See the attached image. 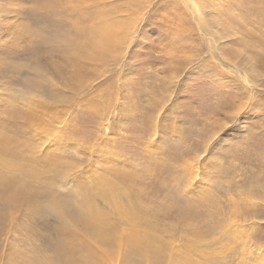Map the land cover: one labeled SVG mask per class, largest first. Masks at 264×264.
I'll list each match as a JSON object with an SVG mask.
<instances>
[{"label": "rangeland", "instance_id": "rangeland-1", "mask_svg": "<svg viewBox=\"0 0 264 264\" xmlns=\"http://www.w3.org/2000/svg\"><path fill=\"white\" fill-rule=\"evenodd\" d=\"M232 1L88 0L79 8L43 0L40 12L32 1L0 0V137L12 138L13 167L30 160L38 170L15 186L29 185L35 209L0 192V264H118L128 233L101 195H111V183L122 189L112 200L141 209L137 229L154 236L160 264H264V0ZM48 6L71 35L72 10L80 19L93 12L94 54L77 68L56 55L36 59L21 43L20 33L46 38ZM82 21L78 44L90 34ZM68 195L74 208L90 198L83 201L124 233L102 248L81 225L74 235L67 216L68 233H59L46 207Z\"/></svg>", "mask_w": 264, "mask_h": 264}, {"label": "bare ground", "instance_id": "bare-ground-1", "mask_svg": "<svg viewBox=\"0 0 264 264\" xmlns=\"http://www.w3.org/2000/svg\"><path fill=\"white\" fill-rule=\"evenodd\" d=\"M26 1H32L34 3V7L33 9L36 10V11H40L42 12V10L44 9L42 3H43V0H26ZM55 1V0H53ZM65 1V0H64ZM70 1V0H69ZM93 1V0H92ZM232 1V0H231ZM253 1V0H252ZM58 2V1H56ZM61 2V0H60ZM77 6L79 8H83L84 4L88 2V0H75ZM233 2V1H232ZM54 4V3H53ZM59 4V3H58ZM57 4V5H58ZM61 4V3H60ZM59 4V6H60ZM70 4H73L70 3ZM185 4V3H184ZM217 4V3H216ZM51 5V4H50ZM188 5V4H187ZM46 6V5H45ZM75 6V4H74ZM237 6V5H236ZM54 7H57L56 4L54 5ZM48 8L50 9V7L48 6ZM60 8V7H59ZM66 8V7H65ZM64 8V9H65ZM57 10V8L55 9ZM63 10V9H62ZM82 10V9H81ZM44 11V10H43ZM58 11V10H57ZM74 12V16L76 15L75 18L78 19V21H76V25L75 26H71V28H76V33L74 32L75 35H71L70 34V30H65L63 28V24L61 23V20H57L56 18H54L51 14L54 13V9L51 8L49 11H48V15L45 17H41V21L44 22L45 24V28L44 30L47 29L48 33L46 35V38L41 36V35H36L38 37L37 40L35 41H32L31 38L33 34H30V37L27 38V37H23V34H19L22 39H21V43H23V46L26 45V43L30 44V52H31V56H33L34 58H39V60L43 57V55L46 56V61L47 59H52L54 57V55H56L57 59H60L61 57H65V59H62L61 60V63L62 62H65L66 64L69 63L71 65H74L75 68L78 67V61L80 59H83V60H88L90 58V55L94 54L92 49H93V46L94 44H92V36L94 31L91 30L90 31V28H91V25H90V21H91V17L93 15V12H91V15L87 14V16L85 15V17H83L82 19L78 18V16L82 13L78 8H74L72 10ZM84 11V10H83ZM254 11V10H253ZM64 11L60 12V13H63ZM59 12H57V15ZM104 13V12H102ZM260 13V12H259ZM106 14V13H105ZM127 14V13H126ZM250 14V13H249ZM56 15V16H57ZM67 15V14H66ZM69 15V14H68ZM72 15V14H70ZM102 15V14H100ZM109 15V14H108ZM112 15V14H111ZM128 15V14H127ZM33 16V15H32ZM110 16V15H109ZM166 16V15H165ZM131 17V16H130ZM34 18V17H33ZM112 18V17H111ZM73 19V17H72ZM110 19V18H109ZM113 19V18H112ZM116 19V18H115ZM114 19V20H115ZM264 19V18H263ZM79 20H83L82 23H83V28H84V33L87 35L89 32L90 34L83 40L81 41L79 44H78V41L81 37V32H80V29H79ZM105 16L102 18H100V22H98L99 25H97L96 27L98 28V33L97 34H100L101 33V30L104 31V25L105 22ZM120 20V19H119ZM36 21V20H35ZM40 21V22H41ZM70 21H73V20H70ZM105 21V22H104ZM122 21V20H121ZM240 21V20H239ZM250 21V20H249ZM42 22V23H43ZM38 23V22H37ZM74 23V22H73ZM72 23V24H73ZM178 23V22H177ZM43 24V25H44ZM229 24V23H228ZM7 22H5L4 24H2L1 27H4V26H7ZM103 25V26H102ZM109 25V24H108ZM263 25V24H262ZM112 26V25H111ZM118 26V25H117ZM21 27V26H20ZM18 27V28H20ZM24 29L27 28V30L29 29V27H26L23 26ZM95 27V28H96ZM17 28V30H18ZM14 29V28H12ZM38 29V28H37ZM4 30H6L4 28ZM22 30V29H20ZM41 30V27L40 29H38V31ZM30 31V30H29ZM37 31V30H36ZM17 32V31H15ZM14 32V34H15ZM26 34L28 33V31H25ZM3 33V32H2ZM37 33V32H36ZM107 33V32H106ZM13 34V33H12ZM25 34V33H24ZM41 34V32H40ZM95 34V33H94ZM108 34V33H107ZM211 34V33H209ZM5 35H7L5 33ZM71 35V36H70ZM102 35V34H101ZM110 35V34H109ZM27 36V35H26ZM74 36V37H72ZM116 36V35H115ZM104 37V36H102ZM1 38V37H0ZM13 38V37H12ZM103 40V39H102ZM50 41V42H49ZM101 41V40H100ZM104 41V40H103ZM101 41V42H103ZM106 41V40H105ZM20 42V41H19ZM19 42H18V45H19ZM96 44L98 45V41H95ZM108 42V41H107ZM50 43V44H49ZM94 43V42H93ZM264 44V43H263ZM16 45V44H15ZM79 45V49L77 50V47ZM93 45V46H92ZM96 47V46H95ZM98 47V46H97ZM100 47V46H99ZM98 47V48H99ZM18 48V47H17ZM16 48V49H17ZM100 49V48H99ZM1 50V48H0ZM28 50H29V47H28ZM103 50V49H101ZM100 50V51H101ZM97 51V50H96ZM1 52V51H0ZM16 52V51H15ZM68 52H71L72 55H69V56H66L64 55V53H68ZM92 52V54H90ZM99 52V51H97ZM5 53V52H4ZM15 54V53H14ZM20 54V53H19ZM41 56V57H40ZM15 57V56H14ZM48 57V58H47ZM100 58V57H98ZM28 59V58H27ZM32 59V58H31ZM93 59V58H92ZM101 60V59H100ZM82 61V60H81ZM91 62V61H90ZM46 63V62H45ZM80 63V62H79ZM84 63V61H83ZM86 63V62H85ZM92 64V63H91ZM46 65V64H45ZM55 65V64H54ZM63 65V64H62ZM82 65V64H80ZM86 65V64H85ZM84 65V66H85ZM77 66V67H76ZM37 67V66H36ZM42 67V66H41ZM54 67V66H53ZM52 67V68H53ZM56 67V66H55ZM73 67V66H72ZM49 69V68H48ZM46 70V69H45ZM52 70V69H51ZM49 70V71H51ZM62 70V69H61ZM57 71V70H56ZM69 71V70H68ZM48 72V71H47ZM55 72V70H54ZM58 72V71H57ZM63 72V70H62ZM70 72V71H69ZM52 73V72H51ZM66 73V72H65ZM77 73H80V72H77ZM20 75V74H19ZM34 75V74H33ZM37 77V75H35ZM66 76V75H65ZM27 77V76H26ZM32 77V76H31ZM40 77V76H39ZM54 77V76H53ZM25 79V78H24ZM50 79V78H49ZM53 79V78H51ZM55 79V77H54ZM27 80V79H26ZM69 80H71L69 78ZM54 81V80H52ZM67 81V80H66ZM39 82V81H38ZM68 82V81H67ZM30 83L32 84V82L30 81ZM29 83V84H30ZM37 82H35L36 84ZM55 83V82H54ZM62 83V82H61ZM34 84V83H33ZM41 84V83H39ZM39 84L37 83V85L39 86ZM53 84V83H52ZM28 85V84H26ZM72 85V84H71ZM26 87V86H25ZM28 87V86H27ZM31 89V87H29ZM34 89V88H33ZM32 89V90H33ZM36 89H34L35 91ZM40 90V89H39ZM44 90V89H43ZM67 97V96H66ZM73 98V97H72ZM67 100V99H66ZM61 103V102H60ZM42 106V105H41ZM38 107V106H37ZM36 108V107H35ZM44 109V108H43ZM34 110V109H33ZM46 110V108H45ZM44 110V112H45ZM49 111V110H48ZM47 111V112H48ZM26 117V116H25ZM37 119V118H36ZM7 124V123H6ZM25 124V123H24ZM35 124V123H34ZM8 126V125H7ZM6 126V127H7ZM25 126V125H24ZM44 132V131H43ZM25 133V132H24ZM26 134V133H25ZM28 134V133H27ZM24 136V135H22ZM0 163L1 166L3 165V162H5L4 164V167L6 166V164L8 166H10V169L12 168V172L10 174H13L15 172V177L16 178H11L10 177V174L7 173L9 175V177L11 178H8L6 177L3 173H1V170H0V192L2 193V199H8L9 200V203H11L12 205H14L16 208H17V205L18 203L21 204L22 206L25 205V206H29V205H32L34 200H35V193H33L29 187V185L27 184H22L21 186L19 187H15L17 185V181L20 182L22 181V179L26 178V180H29V179H33V174L34 173H37L38 170L37 167L35 168V165L33 166H30V160L27 161V164L24 165V167L22 166H18V165H15L13 167V163L14 161H12L13 157L15 156V152L14 150H11L9 148V144H11L13 141H12V138L11 136L6 133L4 135H2L0 137ZM19 153V152H18ZM30 153V152H29ZM19 155V154H18ZM17 156V155H16ZM15 156V158H16ZM48 156V155H47ZM19 157V156H18ZM23 158V155L21 156ZM30 157V156H28ZM32 157V155H31ZM43 157V156H42ZM14 158V159H15ZM45 158V157H44ZM47 158V157H46ZM13 159V160H14ZM17 159V158H16ZM45 160V159H44ZM19 161V160H18ZM47 161V160H46ZM52 161V160H51ZM50 161V164H51V167H52V163H55V162H51ZM49 162V161H48ZM24 163V161H23ZM38 164V163H37ZM58 165V164H57ZM59 166V165H58ZM57 166V167H58ZM1 168V169H4ZM49 167V166H48ZM56 167V166H55ZM53 168V167H52ZM6 169V168H5ZM18 169V170H17ZM56 169V168H55ZM114 169V168H113ZM8 170V169H7ZM5 170V171H7ZM25 170V171H24ZM3 171V170H2ZM10 172V171H9ZM40 172V171H39ZM51 172H52V169H51ZM111 172V171H110ZM18 176H16L17 174ZM103 173V172H102ZM41 174V173H40ZM39 174V175H40ZM43 174V173H42ZM113 174V173H112ZM117 174V173H116ZM38 175V174H37ZM56 175V174H55ZM118 175V174H117ZM126 175V174H125ZM21 176V178H20ZM36 176V175H35ZM52 176V175H51ZM102 178V177H101ZM100 179V178H99ZM98 179V180H99ZM107 180V179H106ZM105 180V181H106ZM111 180V179H110ZM30 181V180H29ZM73 181V180H72ZM112 181V180H111ZM115 181V180H114ZM113 181V182H114ZM42 182V181H41ZM15 183V184H14ZM130 183V182H129ZM107 184V182H106ZM112 184V183H111ZM111 184H109L110 186L106 189H111L112 190V193L111 195H107L108 193L107 190L106 192H104V190H102L101 192V195L102 197L110 203L113 211H115L118 215L121 216V218L123 219L124 221V224L125 226L127 227V235L123 234V241L125 242L126 246H127V251H125V248H124V255H119V260H118V264H160L161 263V259H162V250L159 249V248H155L153 247V243L156 242L155 241V238L154 236L150 233V232H145V231H142L140 229H137V226H138V223L141 219V216L139 215V213L141 214L139 207L137 205H131V206H123L119 200H112L113 196H121L122 195V189L119 190V189H116L114 185H116V183L112 186ZM50 185V184H49ZM103 185V184H102ZM104 185H105V182H104ZM46 186V185H45ZM87 186V185H86ZM117 186V185H116ZM79 188V187H78ZM96 188V187H95ZM100 188V186H99ZM104 188V187H103ZM102 188V189H103ZM48 189V188H47ZM110 190V191H111ZM80 191V190H78ZM32 192V193H31ZM39 192V191H38ZM82 192H85L84 190ZM124 192V191H123ZM46 193V191H45ZM79 193V192H78ZM86 194H88L87 192H85ZM125 194V193H124ZM78 195V194H77ZM76 195V196H77ZM85 195V194H83ZM100 195V194H99ZM69 197L71 195H68ZM66 197V196H64ZM78 197V196H77ZM79 197H81L79 195ZM86 197V196H85ZM83 198L82 199V203H81V207L80 208H74V206L71 205L69 201V199H72L71 197L68 198L67 201L64 202V200H62V202H64L62 205L61 203H57V202H54V204L49 201L50 205L48 207H46V210H48V212H50L51 214L54 213V217L62 224V228L59 230L61 234H65V233H68L67 231H65V229L68 227L67 226V221L66 219H64V217H69L71 220H73V224L75 225V227L77 228L76 229V233L74 235H78L79 236V232L82 231L81 229V226H83V232H86L87 234L89 233L90 237L92 236V238L99 244L103 247H107L109 245H112L113 244V241H115V238H116V232L119 233V228L120 225H117L119 226V228L117 229L118 231H116L115 228L111 227V226H108L109 224V221H106V220H109V219H105L104 217L106 216H103L102 213L100 212H95L94 209H92V207L89 205V203H87V201H89L88 198ZM67 198V197H66ZM53 199V198H51ZM65 199V198H63ZM87 200V201H83V200ZM61 200V199H60ZM75 200V199H74ZM79 200V198H78ZM78 200H75V201H78ZM71 201V200H70ZM73 201V200H72ZM71 201V202H72ZM80 201V200H79ZM68 202V203H66ZM135 202V201H134ZM52 203V204H51ZM57 203V204H56ZM76 203V202H75ZM78 203V202H77ZM76 203V205H78ZM80 203V202H79ZM189 203V202H188ZM140 204V203H139ZM71 205V206H70ZM30 207V206H29ZM31 209H35V207L32 205ZM96 211H98L96 209ZM103 211V210H102ZM104 214V213H103ZM103 217H102V216ZM110 215V214H109ZM112 215V213H111ZM110 215V216H111ZM119 216V217H120ZM108 217V216H107ZM114 217H116V215H114ZM118 217V219H119ZM117 218V217H116ZM112 220V219H110ZM142 221V220H141ZM71 222V221H70ZM113 222V221H112ZM116 222V221H115ZM120 222V221H119ZM111 224V222H110ZM81 225V226H80ZM122 225V224H121ZM113 226V224H112ZM124 226V225H123ZM69 229V228H67ZM73 230V229H72ZM122 231L120 230V233ZM124 233V232H122ZM121 235V234H120ZM119 237V234L117 235ZM73 238V237H72ZM71 238V239H72ZM91 240V239H90ZM118 241H120V239H118ZM90 243V242H89ZM118 243H121L122 242H117V245ZM116 244V243H115ZM120 245V244H119ZM125 246V247H126ZM56 251L58 253H61L63 254L62 252V249L61 248H58V246L56 245L55 247ZM64 251V250H63ZM74 251V250H73ZM83 253V252H82ZM119 254V253H118ZM34 257V256H33ZM30 258V257H29ZM31 259V258H30ZM29 259V260H30ZM90 259V258H89ZM88 260V259H87ZM28 261V260H27ZM26 261V262H27ZM40 261V260H38ZM94 261V260H93ZM29 262V261H28ZM27 262V263H28ZM48 260L46 259L45 260V264H47ZM95 262V261H94ZM94 262L92 261H87L85 264H95ZM100 262V261H99ZM99 262H97V264H99ZM31 263V261L29 262V264ZM32 263H33V260H32ZM31 263V264H32ZM101 263V262H100ZM36 264H38L36 262ZM104 264H105V261H104Z\"/></svg>", "mask_w": 264, "mask_h": 264}, {"label": "snow or ice", "instance_id": "snow-or-ice-1", "mask_svg": "<svg viewBox=\"0 0 264 264\" xmlns=\"http://www.w3.org/2000/svg\"><path fill=\"white\" fill-rule=\"evenodd\" d=\"M242 114H243V113L239 114V115L235 118V121H234V122H236Z\"/></svg>", "mask_w": 264, "mask_h": 264}]
</instances>
